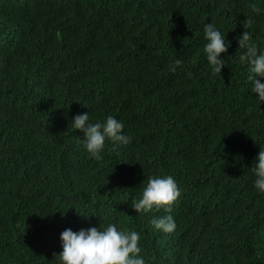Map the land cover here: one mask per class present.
Here are the masks:
<instances>
[{
	"label": "trees",
	"instance_id": "16d2710c",
	"mask_svg": "<svg viewBox=\"0 0 264 264\" xmlns=\"http://www.w3.org/2000/svg\"><path fill=\"white\" fill-rule=\"evenodd\" d=\"M211 22L231 41L216 74ZM243 32L264 50V0H0V264H51L63 230L109 222L140 233L145 264H264L250 170L264 102ZM81 113L112 115L129 144L92 158L71 124ZM157 175L180 190L172 233L150 223L162 207H131Z\"/></svg>",
	"mask_w": 264,
	"mask_h": 264
},
{
	"label": "clouds",
	"instance_id": "9594fccd",
	"mask_svg": "<svg viewBox=\"0 0 264 264\" xmlns=\"http://www.w3.org/2000/svg\"><path fill=\"white\" fill-rule=\"evenodd\" d=\"M203 33L206 41L203 51L211 72L221 73L225 65L221 53H227L231 41H228L212 22L203 25ZM236 39L239 49H244L239 61L246 65L250 92L257 94L259 102H264V50L258 49L246 32ZM71 124L82 133L83 138L78 140V143L96 160L102 158L106 140L111 143L112 150L117 154L118 150L128 145L131 140V137L122 131L123 123L112 115L93 123L89 114L81 113L72 118ZM250 170L255 177L254 188L264 194V148H260ZM179 196L180 190L173 176H149L139 198L132 200L131 207L137 213H148L154 207H162L166 214L153 217L150 223L156 230L172 233L176 223L170 214L171 206ZM140 238L139 232L120 229L112 222L106 226L81 228L78 231L66 228L59 237L61 251L53 254L51 264H145L139 246Z\"/></svg>",
	"mask_w": 264,
	"mask_h": 264
},
{
	"label": "bare ground",
	"instance_id": "6f19581e",
	"mask_svg": "<svg viewBox=\"0 0 264 264\" xmlns=\"http://www.w3.org/2000/svg\"><path fill=\"white\" fill-rule=\"evenodd\" d=\"M20 23V22H19ZM130 55V54H129ZM180 122V121H179ZM180 128V127H179ZM156 232V231H155Z\"/></svg>",
	"mask_w": 264,
	"mask_h": 264
}]
</instances>
